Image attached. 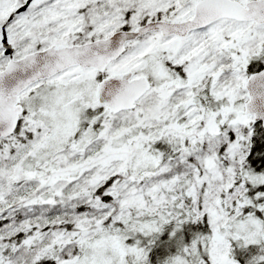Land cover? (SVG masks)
<instances>
[{
    "label": "snow or ice",
    "instance_id": "obj_1",
    "mask_svg": "<svg viewBox=\"0 0 264 264\" xmlns=\"http://www.w3.org/2000/svg\"><path fill=\"white\" fill-rule=\"evenodd\" d=\"M0 264H264V0H0Z\"/></svg>",
    "mask_w": 264,
    "mask_h": 264
}]
</instances>
